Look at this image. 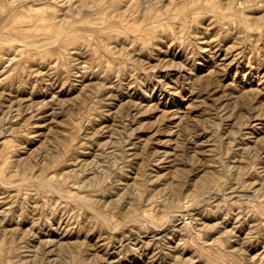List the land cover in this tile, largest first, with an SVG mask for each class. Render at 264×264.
<instances>
[{"label":"rangeland","instance_id":"rangeland-1","mask_svg":"<svg viewBox=\"0 0 264 264\" xmlns=\"http://www.w3.org/2000/svg\"><path fill=\"white\" fill-rule=\"evenodd\" d=\"M0 264H264V0H0Z\"/></svg>","mask_w":264,"mask_h":264},{"label":"bare ground","instance_id":"bare-ground-1","mask_svg":"<svg viewBox=\"0 0 264 264\" xmlns=\"http://www.w3.org/2000/svg\"><path fill=\"white\" fill-rule=\"evenodd\" d=\"M8 41V40H7Z\"/></svg>","mask_w":264,"mask_h":264}]
</instances>
